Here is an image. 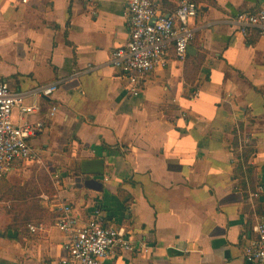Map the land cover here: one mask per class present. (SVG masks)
<instances>
[{"label":"crops","instance_id":"1","mask_svg":"<svg viewBox=\"0 0 264 264\" xmlns=\"http://www.w3.org/2000/svg\"><path fill=\"white\" fill-rule=\"evenodd\" d=\"M127 2L0 0V81L14 92L62 81L25 116L44 122L35 158L0 179V264H60L63 204L83 220L98 205L125 229L134 251L107 264H249L245 239L264 215V193L250 197L264 188V38L221 22L264 0H195L186 60L148 75L136 97L109 64L129 41ZM155 2L162 13L177 4ZM28 167L59 181L30 188Z\"/></svg>","mask_w":264,"mask_h":264},{"label":"built area","instance_id":"2","mask_svg":"<svg viewBox=\"0 0 264 264\" xmlns=\"http://www.w3.org/2000/svg\"><path fill=\"white\" fill-rule=\"evenodd\" d=\"M198 11L195 0H177L175 9L168 13L160 12L155 0H128L126 24L129 41L112 52L109 64L126 80L131 97L140 94L148 75L166 69L170 59L186 60L188 48L199 30L191 26ZM221 24L228 26L234 36L264 38V5L253 13L237 14ZM61 83L55 81L27 92H14L6 82L0 81V179L8 177L17 162L35 158L30 140L42 132L44 122H27L25 116L39 113L37 99H51ZM27 101L31 103L27 104ZM16 109L20 112L19 124L13 121ZM57 111L58 106L53 105L48 117L53 118ZM263 193L264 188L260 186L250 197L258 199ZM59 210L56 227L67 239L60 264H107L117 251H134L125 229L109 226L100 206L93 207L85 220L70 204L61 205ZM29 230L36 234L41 228L30 226ZM252 232L253 236L245 239L244 260L249 264H264V215L256 216ZM139 250L151 251L144 244Z\"/></svg>","mask_w":264,"mask_h":264},{"label":"rangeland","instance_id":"3","mask_svg":"<svg viewBox=\"0 0 264 264\" xmlns=\"http://www.w3.org/2000/svg\"><path fill=\"white\" fill-rule=\"evenodd\" d=\"M27 171H29V174L28 176H23V178H27V182L26 184H28V186H30V188L32 186H35L37 184H41V181L43 178H47L48 181H47V184L45 185H49V186H52L54 183H56L57 181H59V179L56 177L53 179V181L50 180L46 170L44 169H41V171H38L37 169H31V168H27ZM25 184V185H26ZM48 193H50V191H48Z\"/></svg>","mask_w":264,"mask_h":264},{"label":"water","instance_id":"4","mask_svg":"<svg viewBox=\"0 0 264 264\" xmlns=\"http://www.w3.org/2000/svg\"><path fill=\"white\" fill-rule=\"evenodd\" d=\"M188 51H189V49H188ZM92 163H93V164H94V163L100 164V163H98V162H92ZM84 168H85V166L83 167V171L86 172V173H96V172H94V171H90V172H89V171H86Z\"/></svg>","mask_w":264,"mask_h":264}]
</instances>
